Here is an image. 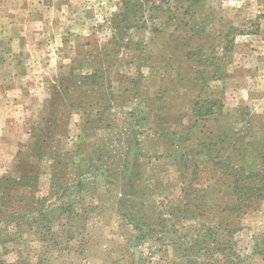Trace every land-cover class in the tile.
<instances>
[{"label": "rangeland", "instance_id": "374dc122", "mask_svg": "<svg viewBox=\"0 0 264 264\" xmlns=\"http://www.w3.org/2000/svg\"><path fill=\"white\" fill-rule=\"evenodd\" d=\"M54 2L56 21L31 30L42 49L15 59L29 77L13 85L25 113L0 132V208L17 217L0 222V260L134 264L136 241L140 264H264V200L225 209L235 191L226 163L214 166L264 174V0H197L184 24L176 1L177 19L146 25L144 6L124 22L121 0ZM217 67L222 78L200 79ZM107 103L104 126L93 119ZM128 138L137 179L121 209L119 185L99 173L117 177ZM30 168L35 184L8 192Z\"/></svg>", "mask_w": 264, "mask_h": 264}, {"label": "trees", "instance_id": "16d2710c", "mask_svg": "<svg viewBox=\"0 0 264 264\" xmlns=\"http://www.w3.org/2000/svg\"><path fill=\"white\" fill-rule=\"evenodd\" d=\"M142 1L143 3H140L138 5L135 3L134 5L132 3V0H121V3L123 5V10H124V12L121 14V17L124 22H127L130 16H137L136 15L137 11L143 8V6H144V25H146V21L149 17L153 16L154 14H157L158 12H162V11L167 12L169 14V19H173V18L177 19L178 18L177 14L175 13V11L171 9V4L177 1V2H180L181 4L180 7L183 8V11L181 13L183 17H181L179 19V22L177 23L184 24L186 22V18L184 17V15H188V13L190 12L191 4L197 2V0H142ZM137 18H139V16H137ZM229 35H230L229 32L225 34V44L222 47V50L224 52L229 50L230 45L232 43ZM196 53H201V52L196 51L195 53H193V51H191L190 55L195 56L196 58V55H194ZM205 64H207V59L202 63L203 66ZM217 68L218 69H215L213 71L212 75H208V76L202 75L200 79H202L203 81H207L209 78H214V79L222 78V74L219 73L218 71V70L221 71V69L219 67ZM88 76H91V75H88ZM94 76L92 75L93 78ZM86 80H87L86 76H80V80L78 82L81 84L82 83L84 84ZM91 82L95 84L93 80ZM65 93H67V88H64V94ZM62 94H63V91H62ZM210 102L211 104L218 103V101L216 100H212ZM50 107L53 110H55V107H53V105ZM103 108H104L103 111L96 112V118L93 119V121L102 122L105 124L104 126H106L109 124L110 118L109 119L107 118L108 115L106 116L105 111L111 108V104L107 103ZM211 113L212 111L209 110V111L203 112V114L200 113L199 115L205 116V115H210ZM52 117H56L55 112L54 114H52ZM60 117L62 119V116ZM54 127L55 126H53V129ZM52 135H53L52 131L47 130L46 133L42 137L39 136L36 138L37 141L35 143V146L37 147L36 148L37 155L42 154L44 152V149L47 148V145L52 142L50 141V138H47L48 136H52ZM125 143H126L127 151L122 156L120 171L117 177H113V176L111 177V175L106 174L105 171H102L99 174H101L104 177V179H106L107 181H110L114 184L119 185L121 189V195L118 199V206L121 209H130L128 204H126V202H127V199L131 196V193L134 188V183H132V177H136L135 169L133 167H134V162H135L134 160L135 145H137V141L131 138H128L125 140ZM39 159H42V157ZM54 161H55L54 165L56 166H62V167L66 166V163H64L65 161L63 159L61 160L60 155L57 156L56 160ZM224 163H226L225 164L226 166L225 165L223 166L224 171L222 172L220 170V173L222 172L226 177H228L229 182L232 184V189L235 191L234 194H235V202H236L235 204L228 205L227 208L225 209H241V213L245 214L247 213L248 209L255 206L254 204H256V202H261L262 200H264V174L257 172V171H246V169L243 168L241 165H238L234 161L227 159V158L223 160L221 159L217 160L214 166L216 168H219V167L221 168V165ZM33 166L36 167V164H34ZM211 167H213V163L211 164ZM34 171H35L34 168L33 169L30 168V170L27 169L26 171H22L19 177H11L10 179H8L5 183L6 188L10 187L7 189L8 192L11 189H15V187H18L19 185L29 184L28 187L31 188L32 184L33 185L35 184L33 182H35L34 180L36 177L34 176V174H32L34 173ZM53 183H56V182H53ZM35 201L37 203H40L38 200H35ZM27 206L28 204L26 203L23 206L25 208V212H27L29 209L28 208L29 206L28 207ZM15 213H16L15 211L11 210L7 214L6 212H3L2 209L0 208V222H7V223L14 222L17 218L15 217L16 215ZM126 216L130 221H132V218L130 215L126 214ZM135 224L138 225L137 223ZM0 264H6V263L0 260ZM16 264H52V263L51 261L43 262V260L39 258L38 260L35 259L33 262H31L29 259L28 260L20 259Z\"/></svg>", "mask_w": 264, "mask_h": 264}, {"label": "crops", "instance_id": "0c3cea01", "mask_svg": "<svg viewBox=\"0 0 264 264\" xmlns=\"http://www.w3.org/2000/svg\"><path fill=\"white\" fill-rule=\"evenodd\" d=\"M58 5L54 0H0V132L25 113V108L17 103L22 101L26 89L19 91L13 85L15 79L24 82L29 76L15 59L42 49L31 30L36 31L37 27L39 35L41 23L56 21L53 8L57 10Z\"/></svg>", "mask_w": 264, "mask_h": 264}, {"label": "water", "instance_id": "95a60500", "mask_svg": "<svg viewBox=\"0 0 264 264\" xmlns=\"http://www.w3.org/2000/svg\"><path fill=\"white\" fill-rule=\"evenodd\" d=\"M131 248L134 253V264H140V251L136 245V241L132 243Z\"/></svg>", "mask_w": 264, "mask_h": 264}]
</instances>
